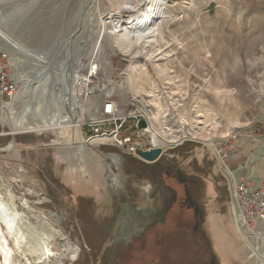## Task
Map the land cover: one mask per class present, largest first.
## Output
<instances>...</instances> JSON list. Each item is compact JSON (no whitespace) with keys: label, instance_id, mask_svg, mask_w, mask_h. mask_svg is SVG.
Returning a JSON list of instances; mask_svg holds the SVG:
<instances>
[{"label":"rangeland","instance_id":"obj_1","mask_svg":"<svg viewBox=\"0 0 264 264\" xmlns=\"http://www.w3.org/2000/svg\"><path fill=\"white\" fill-rule=\"evenodd\" d=\"M89 1L0 0V28L39 56L48 55L50 61L38 63L0 40V49L11 51L10 70L21 72L24 79L20 85L33 93L26 102L39 107L28 114L23 127L16 126L14 111L10 117L0 110V192L9 193L35 226L40 227L39 219L45 220L54 235V257L37 264H255L234 225L227 176L219 171L210 145L226 137L231 142L236 139L239 146L233 156H249L247 163L254 153H264V144L248 135L264 128V0L167 1L160 28L170 44L179 39L188 48L167 49L164 54L170 53L169 62L168 58L158 60L162 55L151 59L147 45L126 51L117 44V34L104 33L113 14H135L125 11L129 0H91L87 17L81 21ZM145 8L142 5L140 10ZM42 31L48 33L37 41L34 34ZM193 32L204 33L217 45L212 51L213 62L207 57L208 42L205 45L204 37ZM71 37L68 42L74 48H70L72 60L67 64L68 47L64 46ZM81 42L85 45L78 49ZM195 49L200 52L197 56ZM92 52L91 60L82 57L80 62L88 66L92 59L100 60L99 80L107 90L91 97L88 117L100 116L99 108L108 98L125 106L129 96L168 90L163 106L155 100L151 103L157 113L168 109V128L180 139L168 145L157 163L170 162L183 173L200 177L208 236L205 249L190 229L191 212L171 202L167 212L159 203L148 176L156 163L99 140L84 145V155L77 158L79 145L64 139L71 132L84 142L90 136L85 126H63L58 100L71 87L70 82L61 80L62 69L67 65L73 69L72 63L80 55ZM121 52L138 57L132 64L139 62L146 69L134 83L120 74L126 69L120 61ZM145 59L150 61L144 63ZM210 85L234 94L218 97ZM28 103L18 104V115ZM82 115L79 112L78 117ZM43 116H52L60 129H46ZM183 130L189 133L184 135ZM112 155H118L119 167ZM155 220L158 223H153ZM12 264L27 262L20 253Z\"/></svg>","mask_w":264,"mask_h":264},{"label":"built area","instance_id":"obj_2","mask_svg":"<svg viewBox=\"0 0 264 264\" xmlns=\"http://www.w3.org/2000/svg\"><path fill=\"white\" fill-rule=\"evenodd\" d=\"M8 49H0V110L8 112L10 117L11 110H13L14 116L17 117L18 104L20 102L26 104L25 97H32L33 93L21 90L20 83L24 78L21 72L10 70L12 57L11 51ZM119 56L120 61L126 64V69L120 74L127 78V67L139 58L126 52L119 53ZM147 61L150 60L145 59L144 63ZM91 64H94L95 67L91 68L90 65L84 70L80 68L74 74L71 85L72 95L70 94V96L66 92L60 95L61 99L59 98L58 101H60L63 113L69 109L73 115L74 110L77 109L76 123L80 128L85 126L89 129V139L95 138L103 144H114L128 154L139 158V151L148 152L160 149L161 158L163 153L168 150V109L157 113V108L151 103V100H155L163 106L166 98L168 99V90H164V92L152 91L142 96H129L125 106L108 98L99 108L100 116L88 117L87 105L91 97L97 92L106 91V89L96 88L97 76L101 77L102 73L100 60L97 58L93 61L92 59ZM79 112L83 113V118L78 117ZM155 114H159L157 118L154 117ZM141 121L145 122V127L139 126ZM248 135L256 142L264 144V128L252 130ZM96 141L93 143H97ZM210 146L213 148L219 171L227 176L231 203L230 214L234 225L242 240L247 243L255 264H264V182L255 184L247 178L238 177L233 171L230 161L233 152L239 146L236 139L231 142L228 137L222 138L217 143H211Z\"/></svg>","mask_w":264,"mask_h":264},{"label":"bare ground","instance_id":"obj_3","mask_svg":"<svg viewBox=\"0 0 264 264\" xmlns=\"http://www.w3.org/2000/svg\"><path fill=\"white\" fill-rule=\"evenodd\" d=\"M170 0H139V1H126L125 5V11L129 14H132L135 12L134 15L129 16H123L122 13L118 12L113 14L111 19H109V22H106V27L108 28V31L106 30L104 33L107 34H117L120 38L117 41V44L125 49L126 51H129L130 49L134 48L135 45H147L151 48L150 50V57L151 59L159 57L158 60H165L168 58V62L170 60V53L164 54V52L167 49H171L174 47H178L179 49H185L187 47H184L185 45L179 41V39H176L173 43L170 44L166 40V34L164 31L161 30L160 26L162 24V18L165 10V3ZM91 0L87 3V7L85 6V12L83 11L82 19L81 21H84L87 17V11L88 7L91 4ZM142 5H146V8L143 10H140V7ZM140 10V11H139ZM84 23V22H83ZM82 24V23H81ZM83 28V25L81 26ZM48 32L42 33H35V37L37 41H40L38 39H42L46 36ZM171 33V32H170ZM174 34V32H173ZM195 36H202L204 37V40L207 45V57L209 58L210 62H213L215 59L214 54L212 51L217 47V45L208 39H210L209 36L204 35V33L201 32H193ZM192 35V34H190ZM172 36V35H171ZM168 37V36H167ZM173 37V36H172ZM134 38L136 41H134ZM174 38V37H173ZM73 39L72 37L68 39L65 43L66 49V56L65 63L71 64L70 60V48H74L71 46L72 44L68 41ZM100 39V38H99ZM0 40L4 41L11 50L19 51L21 53H24L27 56H32L34 59L38 60V63H45L47 62L48 55L39 56L38 53L34 52L31 48L27 47L20 39L11 36L9 33L3 31L0 28ZM72 41V40H71ZM96 43V42H95ZM100 43V42H99ZM99 43L97 45H99ZM160 44L166 45V48H162ZM83 42H81V48L82 49ZM194 48L195 45H192ZM189 47V46H188ZM206 47V46H205ZM77 49V50H78ZM95 49V48H94ZM188 49V48H187ZM193 49V48H192ZM191 49V51H192ZM100 50V49H99ZM172 50V49H171ZM199 50L195 49V56L199 54ZM32 54V55H31ZM95 53L92 52V54L88 55H80L77 62H73V69L72 65L68 66L67 68H63L62 71L64 74L61 76V80L67 82H70L72 85V81L74 78V74L77 72L78 69H86L89 68L90 65L86 66L80 62L81 58L89 60L91 55ZM139 53H137L138 55ZM141 54V53H140ZM95 56V55H93ZM166 56V57H165ZM82 58V60H83ZM96 58V57H95ZM52 59V57H51ZM69 60V62H68ZM91 60V59H90ZM157 60V61H158ZM49 61V60H48ZM50 63V61L48 62ZM79 63V65H77ZM52 64V62H51ZM63 64V63H62ZM132 64V63H131ZM50 65V64H49ZM65 65V64H64ZM77 65V67L75 66ZM91 68H94L95 65H91ZM71 69L74 70V72H71ZM146 70L143 65H141L139 62H136L132 64L127 69V79L134 83L136 79L140 78L143 71ZM43 71V70H42ZM165 69L160 68V73L165 74ZM169 72V69H168ZM101 77L98 75L96 79L97 87L100 90H103V86H101V83L103 80H99ZM69 80V81H68ZM105 85V84H103ZM101 86V87H100ZM211 86V91H214L215 95L219 97V95L223 96H232L234 94V91H224L221 88ZM69 87V86H68ZM33 88V85H32ZM36 88V87H35ZM21 90H23V86L21 87ZM107 90V89H106ZM23 91H29L28 88ZM72 92V87L68 90V95H70ZM72 95V94H71ZM70 95V96H71ZM28 100V97H25V101ZM28 103V102H27ZM29 105H25L23 111L18 115V117L15 118V124L16 126H22L27 121V116L29 113L34 112L39 109L38 106H32L30 103ZM34 110V111H32ZM13 112V110H11ZM77 109L74 110L73 115H71L70 110L64 112L61 119V123L65 128H80L79 124L76 123V113ZM32 115V114H31ZM66 115V116H65ZM65 116V118H64ZM42 121L44 123L45 128L47 129H60V126L55 122V119L51 117H42ZM238 125V124H235ZM31 131H34L33 128H30ZM36 131V130H35ZM189 132L188 130H183V134L187 135ZM196 134V133H195ZM64 137V136H63ZM64 139L67 141V143L79 145V152L76 153L78 156L77 158H81L84 154L82 152L84 145L86 144H92L97 139L95 138H86L85 142L80 138L75 132H71V134L64 137ZM180 138L177 136L176 132L173 131V129L168 128V145H173L176 143ZM114 163L117 165V167L120 166V160L117 156L112 155ZM40 227L35 226L24 213L20 212L18 209L17 204L14 201V198L9 195H4L0 192V254L2 257L1 264H12V259L16 254L22 253L26 259L27 264H37L39 262L50 260L54 257L55 251L53 249L52 240L54 239L53 233H51L50 229L47 227V223L45 220L39 219ZM48 222V221H47ZM53 232V231H52ZM12 241V245H10V242ZM252 245V244H251ZM29 256H31L34 260L32 261Z\"/></svg>","mask_w":264,"mask_h":264},{"label":"flooded vegetation","instance_id":"obj_4","mask_svg":"<svg viewBox=\"0 0 264 264\" xmlns=\"http://www.w3.org/2000/svg\"><path fill=\"white\" fill-rule=\"evenodd\" d=\"M148 176L163 209L168 212V204L171 202L180 209L184 208L191 212L192 226L190 229L198 245L205 249V242L208 240V236L204 229L205 221L203 206L201 205L202 184L200 177L183 173L179 167L175 168L170 162L156 163L155 167L148 173ZM164 194L168 196L163 199ZM153 223H158V221L155 220ZM132 241V239L130 241L126 240L124 245L128 246Z\"/></svg>","mask_w":264,"mask_h":264},{"label":"crops","instance_id":"obj_5","mask_svg":"<svg viewBox=\"0 0 264 264\" xmlns=\"http://www.w3.org/2000/svg\"><path fill=\"white\" fill-rule=\"evenodd\" d=\"M248 158L249 156L243 157L242 153L238 156L232 157L230 163L232 164V167L236 168L234 169L235 174L238 177L247 178L255 184L264 182V153H254L251 157L250 163L246 162ZM244 162H246V165H244Z\"/></svg>","mask_w":264,"mask_h":264},{"label":"water","instance_id":"obj_6","mask_svg":"<svg viewBox=\"0 0 264 264\" xmlns=\"http://www.w3.org/2000/svg\"><path fill=\"white\" fill-rule=\"evenodd\" d=\"M145 122L141 121L139 126L140 127H145ZM161 150L160 149H154L152 151H148V152H142L139 151L138 155L140 156V158L148 163H157L158 160L160 159L161 156Z\"/></svg>","mask_w":264,"mask_h":264}]
</instances>
